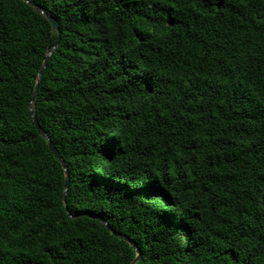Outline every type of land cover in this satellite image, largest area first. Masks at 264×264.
Here are the masks:
<instances>
[{
    "label": "trees",
    "instance_id": "16d2710c",
    "mask_svg": "<svg viewBox=\"0 0 264 264\" xmlns=\"http://www.w3.org/2000/svg\"><path fill=\"white\" fill-rule=\"evenodd\" d=\"M98 217L134 264H264V0H0V264H131Z\"/></svg>",
    "mask_w": 264,
    "mask_h": 264
},
{
    "label": "water",
    "instance_id": "95a60500",
    "mask_svg": "<svg viewBox=\"0 0 264 264\" xmlns=\"http://www.w3.org/2000/svg\"><path fill=\"white\" fill-rule=\"evenodd\" d=\"M30 4H31V5H32V6H33L38 12H40L42 15L46 16V17L50 20V22H51V24H52V31H58V32H59L60 28H59L58 20H56L54 17L48 15L47 12H46L45 10H42V9L40 8V6H38L35 2H30ZM58 42H59V39L57 40L56 44H58ZM49 55H50V53H48V56H47V58L45 59L44 65H43V67L41 68V70H40V72H39V77H41L42 74H43L44 68H45V66L47 65V61H48V57H49ZM38 87H39V82H38L37 85H36V88H35V91H34V94H33V97H32V102H31V114H32V118H33L34 124H35V126H36V128H37L39 134H41L42 136H44V137L47 139L49 147L51 148V150H52V152L55 154V156L58 158V160L61 161V163H62V165H63V167H64V169H65V172H66L65 191H66V189H67V187H68V184H69V177H68V171H67V169H66V163H65V161L62 159V157H61V155H60L58 149L56 148V146L52 143V141H51L50 137L48 136L47 132H46V131L41 127V125L39 124V122H38V120H37V118H36V116L34 115V112H33V106H34V103H35V100H36V96H37V92H38ZM98 218H99V219H100V220L106 225V227H107L109 230H111V232H112L115 236H117V237H121V238L125 239L126 241H128L129 243H131V244L134 246V248H135V249L137 250V252H138V256H137L136 259L131 263V264H134V263L139 259V256H140V252L138 251L136 244H135L130 238L126 237L125 235H122V234H120V233H118V232L112 230V229L110 228L109 224L106 223L104 219H102V218H100V217H98Z\"/></svg>",
    "mask_w": 264,
    "mask_h": 264
}]
</instances>
